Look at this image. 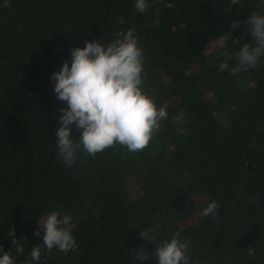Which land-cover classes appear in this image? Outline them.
Here are the masks:
<instances>
[{
    "label": "trees",
    "instance_id": "obj_1",
    "mask_svg": "<svg viewBox=\"0 0 264 264\" xmlns=\"http://www.w3.org/2000/svg\"><path fill=\"white\" fill-rule=\"evenodd\" d=\"M148 3L142 14L135 0L0 7V245L16 264L42 247V233L34 232L52 211L71 216L77 250L53 248L33 264H141L133 250L152 252L175 233L190 241L191 264H264V57L259 68L232 75L239 45L217 47L232 20L264 14V0ZM129 28L143 50V90L169 119L143 151L117 144L95 157L80 152L67 167L55 148L59 109L67 105L50 76L64 60L70 66V49L86 39L104 44ZM232 35L240 44L251 39L244 23ZM130 180L140 190L135 198ZM213 200L216 220L203 215ZM146 227L155 228L153 245L139 235Z\"/></svg>",
    "mask_w": 264,
    "mask_h": 264
},
{
    "label": "clouds",
    "instance_id": "obj_2",
    "mask_svg": "<svg viewBox=\"0 0 264 264\" xmlns=\"http://www.w3.org/2000/svg\"><path fill=\"white\" fill-rule=\"evenodd\" d=\"M242 0H230L231 5H240ZM148 0H135V10L144 13L149 7ZM0 7L10 8L11 0H3ZM246 25V32L251 39L240 44V37H234L232 30L240 24ZM229 42L239 45L235 54L236 64L229 69L236 75L261 66L264 57V14L251 12L244 21L232 20L229 30L219 37L217 47L224 49ZM71 64L64 60L58 71L50 79L54 80L53 92L56 99L65 102L67 107L59 109L60 126L56 129L55 148L57 156L65 166L71 167L78 153L95 157L114 148L117 144L129 152L143 151L149 146L153 137L161 129V122L169 119L165 106L158 107L155 100L143 90L144 56L138 45V38L133 29L116 33L111 42L102 44L93 39L85 40L84 47L70 49ZM226 63L221 62L219 69L223 72ZM180 109L174 120L183 118ZM71 125L80 130L78 138H72ZM219 204L213 200L203 209L205 217L218 219ZM72 218L52 211L43 220L34 235L42 233V247L35 244L30 250L29 261H39L43 254L56 248L62 253L77 250V243L68 225ZM42 227V232H41ZM11 245H15L17 254L24 253L20 239L15 238V230L9 229ZM150 244L157 240L154 227H146L139 233ZM24 238V237H23ZM190 241L180 238L175 233L170 239L161 240L154 251L141 247L134 251V258L141 264L150 257L156 264H191L188 251ZM255 249L248 247L249 256H254ZM0 264H16L9 251L0 245Z\"/></svg>",
    "mask_w": 264,
    "mask_h": 264
},
{
    "label": "rangeland",
    "instance_id": "obj_3",
    "mask_svg": "<svg viewBox=\"0 0 264 264\" xmlns=\"http://www.w3.org/2000/svg\"><path fill=\"white\" fill-rule=\"evenodd\" d=\"M129 189H130L132 198H135L140 193V190L138 189V187L135 185V183L132 180L129 181Z\"/></svg>",
    "mask_w": 264,
    "mask_h": 264
}]
</instances>
